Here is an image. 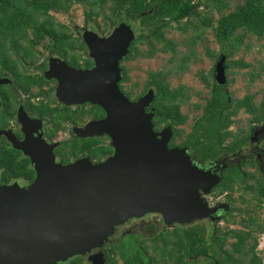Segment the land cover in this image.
Segmentation results:
<instances>
[{
  "label": "water",
  "instance_id": "1",
  "mask_svg": "<svg viewBox=\"0 0 264 264\" xmlns=\"http://www.w3.org/2000/svg\"><path fill=\"white\" fill-rule=\"evenodd\" d=\"M135 38L126 22L107 36L84 33L95 65L68 67L59 95L102 106L106 117L93 120L86 132L108 134L115 151L98 163L79 159L39 168L27 188L0 187V264H56L87 254L102 247L117 225L147 213H161L167 222H191L214 212L200 198V189L212 188L219 175L213 178L199 168L185 148L169 147L170 125L154 130V110H145L154 91L132 101L120 89V61ZM223 61L220 83L227 79ZM89 260L106 264L103 251Z\"/></svg>",
  "mask_w": 264,
  "mask_h": 264
},
{
  "label": "flooded vegetation",
  "instance_id": "2",
  "mask_svg": "<svg viewBox=\"0 0 264 264\" xmlns=\"http://www.w3.org/2000/svg\"><path fill=\"white\" fill-rule=\"evenodd\" d=\"M80 39L84 41V45H2L5 51L4 59L0 60V187L27 188L34 182L40 169L53 164L68 165L79 159H89L98 163L114 153L115 148L108 134L92 136L86 132L87 126L93 120L106 117L105 109L91 101H66L59 95L61 78L64 77L68 67L84 70L95 65L90 46L84 38ZM133 46L139 45H130L129 54L120 61L123 76L119 86L132 101L138 100L149 91L155 92L151 107L147 106L145 110L147 112L154 110L152 117L154 130L160 131L163 126L172 125L167 122L156 123L155 105L160 93V82L164 84L167 94L170 95L173 89L170 81L166 80V75L171 73V69H166L164 74L151 73L143 81L139 77L132 80L125 62L137 55L150 56L148 53L142 54L140 50L135 51ZM219 46L221 49L219 53L214 49H208V54L215 63L209 68V72H201L198 75L203 83V89L193 92L197 97L205 99L204 104L199 101L194 104L196 109L202 110L200 118L205 113H213L220 109L216 97L221 86L224 87L226 96L232 102L227 85L218 80V64L224 59L223 66L227 77V61L232 60L231 57L236 52L231 54L234 45H229V49H226L228 45ZM195 47L196 45H193L194 49L182 58L180 65L182 70L189 67L192 56L196 54ZM219 54L222 56L221 60L216 58ZM201 60L199 58V61ZM233 62L236 67L243 68L250 65L242 59H236ZM176 88L182 90L181 99H185L183 102L187 100L189 102L193 95V87L181 84ZM233 109L234 106H231L230 110ZM242 110L249 115L247 129H239L236 132L232 129V125L236 115ZM223 111L227 109L223 108ZM253 117L252 112L241 108L231 116L233 122L228 130L232 133L223 142H218L216 146L209 149L204 148L206 144H200L193 139L194 131L192 130L183 140L177 141L178 134L176 129H173L168 131L172 133L169 147L185 148L199 168L208 171L212 177L219 175V181L213 185L211 192L216 197L226 194L230 201L229 195L234 197L233 190L228 189L217 195L220 192V181L227 175L240 171L247 178L248 183H251L250 180L254 181V178L264 176V151L260 148V144L264 141V119L258 120ZM236 136H238L237 143L230 145L232 141H235ZM231 137L232 140L226 144ZM207 144L211 145L209 142ZM222 144L224 147L221 146ZM107 147H112L113 152L102 158L92 156L93 148ZM249 167H255L257 173L248 171ZM227 208L218 205L210 216L191 222L168 223L161 213L155 212L135 216L117 225L115 232L109 236L102 247L94 248L87 254L76 255L58 264H70L77 257L81 264H91L89 256L98 251L104 252L106 264H118L120 257L123 259L122 264H127L124 252L131 254L129 257L132 258L131 264H186L187 261H193L200 256L202 252L188 254L187 249L177 250L175 248L177 236L180 234L186 239L187 233L193 232L189 231L188 226H194L197 222L208 221L213 226L214 217L226 219L228 212L231 211ZM142 224H146L147 227L142 228ZM195 232L201 237L205 235L203 231L195 230L193 233ZM207 240L212 242L208 238ZM165 245L167 249L164 251L162 249ZM173 251L183 257L178 260L172 255Z\"/></svg>",
  "mask_w": 264,
  "mask_h": 264
},
{
  "label": "trees",
  "instance_id": "3",
  "mask_svg": "<svg viewBox=\"0 0 264 264\" xmlns=\"http://www.w3.org/2000/svg\"><path fill=\"white\" fill-rule=\"evenodd\" d=\"M77 2L90 6L87 12L88 16L103 14L109 3L112 15L105 17V22L110 18L113 20V24H116L119 21L117 19L119 15H123V19L128 21L139 19L142 24L150 25L149 33L153 35L152 38L163 42L166 45L165 48L173 51L175 43L165 41L161 30L154 32L160 19H165L166 24L169 25H172L173 21L177 22L178 27L183 30H187L189 26L199 30L193 37L192 44L194 45L204 35L207 28L211 27L214 29L220 45H234V49L231 51L232 55L248 34L259 37L264 35V0H243L232 10H228L231 7L230 0H0V60L4 59L5 50L2 45H84V41L74 37L67 30L66 25L60 23L53 14V11H69ZM215 11L220 12L221 15L216 25ZM184 19H186L185 24H182ZM135 44L136 41L131 45ZM133 49L137 52L139 50L135 46ZM157 50V44L149 40L148 54L152 56ZM252 75L255 76L254 73ZM159 86L160 93L155 103L157 108L156 123L167 122L173 125L185 123L187 115L182 112L180 102L182 90L172 89L169 95L165 92L162 82L159 83ZM216 99L220 109L213 113H205L202 118L198 119L193 133V139L196 142L206 144L205 149L214 147L218 142L221 143L228 138L227 136L232 133L228 130L233 122L231 116L241 108L252 112L253 119H264V99L258 105L254 101V95L248 94L242 99L236 100L234 109L230 110L232 102L226 96L223 86L218 90ZM223 108H226L227 111H223ZM237 141L238 136L230 145L236 144ZM112 152V147L93 148L91 154L95 158H102ZM219 187V193L228 189L235 191V189L241 188L244 192L252 193V197L247 199L249 205L256 208L264 206V176L254 178L253 183H248L247 178L240 171H236L220 181ZM229 199L235 206L236 199L231 195H229ZM235 208L247 215L240 221L245 226L242 229L230 228L229 225L218 226L216 228L217 235L214 236L212 242H209L205 235L201 237L196 232H188L186 239L180 234L177 236L178 241L175 242L177 250L187 249L188 254L202 252L200 256L193 261H187L186 264H240L247 259H249L248 264H264L257 251L258 234L264 233V221L255 209ZM232 217L230 211L226 220H231ZM233 221L236 220L233 219ZM229 236L236 237V240L231 243L230 248H227L226 243ZM249 240L253 241L251 245L248 244ZM164 249H167L166 245L162 250ZM130 255L124 252L127 264L132 263ZM172 255L178 260L183 257L176 254L175 251ZM70 264H81L79 257L72 260Z\"/></svg>",
  "mask_w": 264,
  "mask_h": 264
},
{
  "label": "rangeland",
  "instance_id": "4",
  "mask_svg": "<svg viewBox=\"0 0 264 264\" xmlns=\"http://www.w3.org/2000/svg\"><path fill=\"white\" fill-rule=\"evenodd\" d=\"M243 2V0H230L231 7L228 10H232L237 4ZM90 6L88 4L77 2L75 3L69 11H53V14L56 16L57 20L66 25L67 30L77 38H84V33L88 30H93L98 32L100 35L107 36L113 29L122 22H126L131 25L136 32V41L135 45H139L140 52L146 54L149 52V40H152L157 44V51L152 56L137 55L125 62L129 69V75L132 80L139 77L140 80L146 79V76L151 73H160L166 71V69H171V73L166 75V80L170 81L171 87L174 89L179 87L181 84L191 85L193 87L192 93L195 91H200L203 88V83L199 80L198 75L202 72H209V68L212 67L215 63V60H212L211 56L208 54V49H214L218 53L220 52V44L216 39L214 29L209 27L207 28L204 35L199 38L196 45V54L192 56L190 65L186 70H182L180 65L182 64V58L184 55L189 54L194 48L192 44L193 37L199 32L194 27L189 26L187 30H183L178 27L177 22H172V25L166 24L165 19L159 20L158 27L155 28L154 32L160 31L163 32L165 41H173L175 43V50L165 48L166 45L163 42H160L156 38H152L153 35L149 33V24H142L141 20H125L123 15H119L117 19L119 21L116 24H113V20L110 18L105 22V17H110L112 15L111 9L108 6L103 11V14H93L91 16L87 15ZM220 12H214L215 25L217 20L220 17ZM122 19V20H121ZM186 19L183 20L182 24ZM152 34H154L151 31ZM133 41V42H134ZM230 44L226 49H229ZM219 49V50H218ZM129 54V53H128ZM127 54V55H128ZM219 60H221L220 54L216 55ZM199 58L202 59L199 61ZM227 61L228 63V75L225 84L227 85V90L232 99V107L235 105L236 100L242 99L247 94L255 95V102L260 103L264 98V35L259 37L257 35L248 34L244 42L239 46L236 53ZM236 59H242L246 63H250L248 67H236L234 62ZM255 74V76L252 75ZM143 83V82H142ZM177 89V88H176ZM139 90V88L137 89ZM156 91V90H155ZM193 93L190 101L188 102L180 99L182 104V111L187 115V120L185 123L170 125L172 129H176L178 137L177 141L183 140L189 131H195V122L202 116V110L196 109L194 104L195 102L205 103V99L202 97H197ZM205 93V92H203ZM152 104L149 106L151 107ZM249 115L245 111H240L235 117V121L232 125L234 131L239 129H247ZM167 126H163L160 131L164 130ZM237 132V131H236ZM180 133V134H179ZM161 138V134H159ZM232 140V137L226 141V144ZM221 146L224 147V144ZM260 148L264 151V141L260 144ZM248 171L257 173L255 167L247 168ZM252 183L253 181L250 180ZM212 189L208 190L200 189V198L206 203L207 207L215 209L220 206H225L230 208L233 217L231 220H226L221 217H216L212 226L208 221L197 222L191 226H188L189 231H203L207 238L212 241L214 236L217 235L216 228L218 225L227 226L235 229H242L245 226L240 223L242 218L247 215L239 212L235 207L251 208L258 211L260 218L264 221V206L261 208H256L252 205H249L248 200L252 197V193L244 192L241 188L235 189L234 198L236 199L234 205L230 203L226 194H223L219 197H216ZM215 193V192H214ZM221 193H217L220 195ZM246 199V201H244ZM232 207V209H231ZM234 207V208H233ZM227 208V209H228ZM235 219L236 221H233ZM204 222V223H203ZM143 223V222H142ZM173 223V222H168ZM142 228L147 227L146 224L141 225ZM205 229V230H204ZM116 230V227H115ZM147 231V230H145ZM115 232V231H114ZM148 233V232H147ZM259 236V245L257 247L258 255L262 258L264 263V233L258 234ZM236 240V237L229 236L226 247L230 248L231 243ZM252 240L248 241V244H252ZM94 249V248H93ZM76 256V255H75ZM73 256V257H75ZM189 259V258H188ZM118 264H122V257L119 258ZM249 259L241 262L240 264H248ZM61 262V261H59ZM57 262L56 264H58ZM86 262V261H85ZM87 264V263H86Z\"/></svg>",
  "mask_w": 264,
  "mask_h": 264
}]
</instances>
